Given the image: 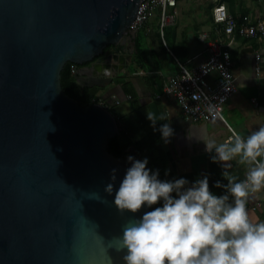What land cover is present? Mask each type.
Masks as SVG:
<instances>
[{"label": "water", "instance_id": "water-1", "mask_svg": "<svg viewBox=\"0 0 264 264\" xmlns=\"http://www.w3.org/2000/svg\"><path fill=\"white\" fill-rule=\"evenodd\" d=\"M139 1L0 0V264H124L115 237L133 214L105 187L131 162L107 145L133 146L106 108L67 97L60 73L125 53Z\"/></svg>", "mask_w": 264, "mask_h": 264}, {"label": "crops", "instance_id": "crops-1", "mask_svg": "<svg viewBox=\"0 0 264 264\" xmlns=\"http://www.w3.org/2000/svg\"><path fill=\"white\" fill-rule=\"evenodd\" d=\"M222 2L234 17L247 15L252 21L264 18V4L260 0ZM212 7L213 0H176L174 23L163 28L162 36L157 13L136 32L141 37L140 55H135L134 43L130 41L122 47L125 53L118 47L117 58L111 59L108 68L99 59L93 62L91 72L88 64L77 66L73 73L81 89L108 101L119 129L132 142L149 145L145 150L151 155L148 167L159 169L160 177H185L189 181L187 187L206 175L210 191L220 195L227 191L224 185L229 182V176L243 179L249 167L239 161V156L227 162L213 161L215 150H205L206 138L223 143L229 131L218 120L186 122L176 100L161 95L178 73L177 61L191 68L203 56L204 45L199 34L206 32L213 37ZM227 42L237 91L225 104L223 117L236 134L247 136L264 125V42L237 36ZM114 50L117 48L110 49L108 54ZM256 51L261 54L259 72L255 69ZM149 112L156 114L155 124L149 119ZM164 123L174 129L169 143L164 142L161 131L154 130ZM247 210L254 220L264 219V189L250 193Z\"/></svg>", "mask_w": 264, "mask_h": 264}, {"label": "clouds", "instance_id": "clouds-1", "mask_svg": "<svg viewBox=\"0 0 264 264\" xmlns=\"http://www.w3.org/2000/svg\"><path fill=\"white\" fill-rule=\"evenodd\" d=\"M148 117L155 124L156 114ZM154 130L162 132L165 143L174 134L169 123ZM205 143L207 151L215 150L213 161L239 156L249 165L243 179L224 173L229 176L224 194L210 191L206 175L187 187L185 177L161 179L146 156L127 157L131 164L118 188V169L111 170L105 191L114 193L122 215L133 214L115 237L124 264H264V219L254 220L247 210L250 193L264 189V125L247 136L236 134L223 143L209 137ZM142 207L149 210L136 215Z\"/></svg>", "mask_w": 264, "mask_h": 264}, {"label": "built area", "instance_id": "built-area-1", "mask_svg": "<svg viewBox=\"0 0 264 264\" xmlns=\"http://www.w3.org/2000/svg\"><path fill=\"white\" fill-rule=\"evenodd\" d=\"M175 7L176 0H140L129 32L136 30L133 37H130L129 33L126 36L132 41L136 32L155 13L158 16L159 34L162 36L163 28L174 23ZM211 15L213 37L206 32L199 34V39L204 45L203 56L191 68L177 61L178 73L163 88L161 95L176 100L186 122L206 123L218 120L223 123L229 131L223 141L226 142L236 133L225 122L223 109L237 91L227 40L237 36L264 42V19L252 21L249 16L244 15L237 21L222 0H213ZM260 59L261 54L256 51V72L260 70ZM96 103L107 109L102 101Z\"/></svg>", "mask_w": 264, "mask_h": 264}, {"label": "trees", "instance_id": "trees-1", "mask_svg": "<svg viewBox=\"0 0 264 264\" xmlns=\"http://www.w3.org/2000/svg\"><path fill=\"white\" fill-rule=\"evenodd\" d=\"M257 1V0H253ZM241 17H235L237 21H240ZM134 43V51L135 55L138 56L142 53L140 41L141 37L140 35L136 34L135 37L132 39ZM112 47H107L106 51H109ZM102 59V57H97L95 60ZM77 67V65L73 63H66L60 73V85L63 93L75 101L77 104L81 106H88L93 103H96L97 101H102L106 106L107 110L111 112L114 115V111L112 110V107L109 105L108 101L105 99H102L96 95L89 94L85 92V90L81 89L75 82L74 79V73L73 70ZM120 130V129H119ZM121 133L125 134L122 130H120ZM125 136L130 140V138L125 134ZM130 146H133L134 153H130L128 150V147L122 146L119 142L118 137H114L109 140L107 145V151L117 158H125L129 155H133L137 159H143L145 156L148 157L149 161H151V155L146 149H149V145L147 143H143L141 141H135L132 142L130 140ZM163 179V177H160ZM155 207V205H153Z\"/></svg>", "mask_w": 264, "mask_h": 264}, {"label": "rangeland", "instance_id": "rangeland-1", "mask_svg": "<svg viewBox=\"0 0 264 264\" xmlns=\"http://www.w3.org/2000/svg\"><path fill=\"white\" fill-rule=\"evenodd\" d=\"M260 4H264V0H260ZM264 19V18H263ZM130 42V39L128 36H126V43H129Z\"/></svg>", "mask_w": 264, "mask_h": 264}, {"label": "flooded vegetation", "instance_id": "flooded-vegetation-1", "mask_svg": "<svg viewBox=\"0 0 264 264\" xmlns=\"http://www.w3.org/2000/svg\"><path fill=\"white\" fill-rule=\"evenodd\" d=\"M115 52L117 51L118 52V48H117V50H114Z\"/></svg>", "mask_w": 264, "mask_h": 264}]
</instances>
